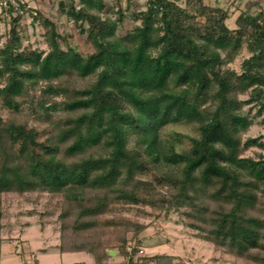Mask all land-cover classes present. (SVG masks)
<instances>
[{
	"label": "trees",
	"instance_id": "trees-1",
	"mask_svg": "<svg viewBox=\"0 0 264 264\" xmlns=\"http://www.w3.org/2000/svg\"><path fill=\"white\" fill-rule=\"evenodd\" d=\"M73 3L59 4L76 25L88 24L87 36L96 50L90 57L64 51L55 41L45 57L23 48L17 19L0 48L4 109L20 113L19 99L44 83V95L66 96L61 104L70 114L55 121L50 111L57 104H40L39 119L49 120L47 128L53 130L42 141L44 135L28 119L0 120V230L4 193L59 194L69 204L80 202L75 224L64 222L61 228L70 226L74 233L98 228V221L85 219L105 213L110 204L148 202L150 198H140L149 193L163 210L184 208L188 225L215 246L245 262L264 264V159L242 157L257 141H242L251 122L242 111L245 101L238 98L249 92L247 103L264 110V10L239 17L242 28L233 32L225 25L227 12L205 0H185V7L173 0H148L147 10L134 16L141 24L119 37L122 14L112 19L103 0H83L78 11ZM247 27L252 29L248 39ZM245 40L252 56L237 75L223 66L235 59ZM73 76L95 81L83 89L64 85ZM172 77L176 89L192 79L196 90L192 95L169 93ZM197 119H203L201 136L188 151L178 153L159 137L170 122ZM132 138L143 154L129 147ZM95 147L104 154L85 153ZM148 164L158 169L157 183L174 192L155 198L156 188L142 181V189L129 188ZM86 190L101 194L83 206L80 194ZM105 241H62L57 248L87 252L96 264H107ZM126 244L123 240L120 248L127 264H173L167 255L135 260V247L128 255Z\"/></svg>",
	"mask_w": 264,
	"mask_h": 264
},
{
	"label": "rangeland",
	"instance_id": "rangeland-1",
	"mask_svg": "<svg viewBox=\"0 0 264 264\" xmlns=\"http://www.w3.org/2000/svg\"><path fill=\"white\" fill-rule=\"evenodd\" d=\"M62 1L66 2L65 0H0V48L10 38L12 21L17 19V31H19L23 48L37 51L45 57L52 49V42L55 41L64 51L73 50L83 58L93 55L96 50L87 36L88 24L82 27L76 25L67 16L66 11H62L59 4ZM103 1L111 11L109 15L112 19H119L121 14L123 16L116 31L119 37L131 34L134 28L141 24L140 20H135V14L144 12L148 8V0ZM173 1L185 7V0ZM205 4L227 12L225 25L233 32L242 28L238 22L239 17L255 16L264 10V0H205ZM48 21L55 26V31L48 26ZM246 32L248 39L252 29L247 27ZM238 50L235 59L223 68L240 75L243 71V62L250 58L252 53L246 40ZM222 57L226 58V54L223 53ZM174 79L175 77H172L168 83L169 93L192 95L196 90L194 80L191 79L187 85L176 89ZM94 81L93 77L73 76L68 78L64 85H69L67 86L69 88L83 89L89 87ZM58 82L54 81L53 84L57 85ZM45 86L44 83H40V88L35 87L29 95L19 99L20 113L4 109L0 102V120L8 123L13 120L23 122L28 119L29 126L43 134L41 141L44 140L46 132L53 130L47 128L49 120L39 119L43 113L40 104L46 103V106L57 104L56 108L50 111L55 121L70 115L61 104L66 100V96L44 95L42 91ZM249 95L250 93L246 92L238 96L240 101H245L242 111L251 122L249 129L242 134V141L251 139L256 140L257 144L249 148L242 157L260 160L264 159V110H260L254 103L248 104ZM202 125L203 119L170 122L160 129L159 137L166 145L182 153L190 150L193 142L200 138ZM134 139H131L129 147H135L134 149H139L138 151L143 154L141 144L136 146ZM261 144L263 146H260ZM85 153L99 156L103 155L104 151L100 147H95ZM73 160H78V157ZM155 169L153 165L148 164L146 172L137 175L135 184L130 183L129 188L142 189L139 183L142 181L156 188L159 195L155 198L174 192L157 183L155 177H158L156 174L158 169ZM100 194L99 191L86 190L80 194V197H83L82 205L91 203L93 198ZM142 195L140 200L150 198L148 202L143 200L137 204L128 202L110 204L105 213L96 218L85 219L98 221L100 223L98 228L74 233L70 226L63 232L61 228L64 222L67 225L75 224L82 207L80 202L69 204L68 199L59 194L4 193L1 196L3 213L1 220L3 228L0 230L1 260L8 261L9 264H22L27 255L32 253L38 260L39 263L36 261L38 264H96L93 256L87 252L61 254L56 248L62 241L68 243L71 240L80 244L105 239V245H103L107 264H127L128 257L120 248L123 240H126L128 255H134L135 260L167 255L173 257V264H256L236 258L207 241L202 237L203 234L199 229H192L188 225L190 221L184 215V208L170 207L163 210L158 202H152L154 194ZM65 211L69 212L66 218L63 215ZM133 247H135V254L134 250L132 251ZM42 249L47 251L41 252Z\"/></svg>",
	"mask_w": 264,
	"mask_h": 264
},
{
	"label": "built area",
	"instance_id": "built-area-1",
	"mask_svg": "<svg viewBox=\"0 0 264 264\" xmlns=\"http://www.w3.org/2000/svg\"><path fill=\"white\" fill-rule=\"evenodd\" d=\"M65 1L69 2L70 0H65ZM73 1H74L73 5L77 11L81 10L84 7L83 0H73ZM24 264H34V256L28 255L24 261Z\"/></svg>",
	"mask_w": 264,
	"mask_h": 264
},
{
	"label": "crops",
	"instance_id": "crops-1",
	"mask_svg": "<svg viewBox=\"0 0 264 264\" xmlns=\"http://www.w3.org/2000/svg\"><path fill=\"white\" fill-rule=\"evenodd\" d=\"M26 232V231H25ZM5 243V242H4ZM1 248H2V246L0 245V264H9V262L8 261H2L1 260ZM57 250H58V248H56ZM41 252H46L47 250H45V249H42V250H40ZM59 251V250H58ZM60 252V251H59ZM61 253V252H60ZM61 254H67V253H61ZM28 255H33L32 253L31 254H28ZM27 255V256H28ZM37 262H38V260H36ZM39 263V262H38ZM37 263V264H38Z\"/></svg>",
	"mask_w": 264,
	"mask_h": 264
}]
</instances>
